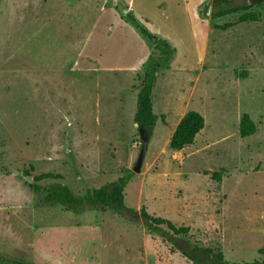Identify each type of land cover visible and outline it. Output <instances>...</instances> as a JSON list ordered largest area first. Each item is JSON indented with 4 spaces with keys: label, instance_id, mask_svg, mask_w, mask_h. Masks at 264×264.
Returning a JSON list of instances; mask_svg holds the SVG:
<instances>
[{
    "label": "rangeland",
    "instance_id": "374dc122",
    "mask_svg": "<svg viewBox=\"0 0 264 264\" xmlns=\"http://www.w3.org/2000/svg\"><path fill=\"white\" fill-rule=\"evenodd\" d=\"M212 1L0 0V257L207 264L151 234L140 215L67 211L34 190L62 184L82 197L132 173L127 207L189 228L192 247L219 250L229 263L264 264V2L227 0L259 15L241 23L243 12L212 19ZM163 49L174 54L153 93L160 119L135 172L140 77ZM188 111L206 126L174 152L170 139ZM245 114L255 133L242 138Z\"/></svg>",
    "mask_w": 264,
    "mask_h": 264
},
{
    "label": "trees",
    "instance_id": "16d2710c",
    "mask_svg": "<svg viewBox=\"0 0 264 264\" xmlns=\"http://www.w3.org/2000/svg\"><path fill=\"white\" fill-rule=\"evenodd\" d=\"M260 3V2H259ZM257 3V4H259ZM212 19H218L239 12L243 15L239 18V22H258L259 15L251 12L252 6L246 4L233 5L227 0H213L211 3ZM130 20L145 36H149V31L142 26L140 21L130 15ZM232 25L226 24L223 26H215L216 29L226 31ZM165 49H170L171 46L167 41H162ZM160 46V45H158ZM157 46V47H158ZM163 49L161 50V57L151 58L144 75L140 77L141 88L137 94V108L134 116V123L138 126V131L141 137L146 138L150 136L160 119L154 113L153 93L158 79L159 70L169 64L174 51L170 54ZM164 118V117H163ZM206 120L204 116L197 111H188L180 120L176 130L172 134L169 142L170 150L174 152H181L187 147L195 143L197 136L204 130ZM255 133L254 123L245 114L241 119L240 136L247 138ZM52 175H42L37 178L41 181L47 178H52ZM133 177L129 173L115 182L89 190L84 196H76L72 190L62 184H54L48 188H43L39 185H34V190L37 193H45L42 202L48 206H61L67 211L77 212L78 210L89 207L99 212H112L126 220L132 221L135 217L140 215L144 226L154 235L162 237L179 250L185 257L193 262H201L207 264H262L260 261H252L245 263H229L225 260V256L221 251H215L211 248H203L191 245L186 239L189 235V228H177L170 221L163 218H155L151 216L145 209L138 212L135 209L129 208L125 204V190ZM180 245H183L182 247ZM264 254V249L261 251ZM0 264H26L23 260H8L0 257Z\"/></svg>",
    "mask_w": 264,
    "mask_h": 264
},
{
    "label": "water",
    "instance_id": "95a60500",
    "mask_svg": "<svg viewBox=\"0 0 264 264\" xmlns=\"http://www.w3.org/2000/svg\"><path fill=\"white\" fill-rule=\"evenodd\" d=\"M253 1H255V2H264V0H253ZM157 43H158V38L154 37L153 38V45H157ZM146 152H147V139L143 138L142 153H141L138 165H137V167L135 169V172H139L140 167L142 166V164L144 162V159H145V156H146Z\"/></svg>",
    "mask_w": 264,
    "mask_h": 264
},
{
    "label": "crops",
    "instance_id": "0c3cea01",
    "mask_svg": "<svg viewBox=\"0 0 264 264\" xmlns=\"http://www.w3.org/2000/svg\"><path fill=\"white\" fill-rule=\"evenodd\" d=\"M186 113H187V112H186ZM186 113H185V114H186ZM185 114H184V115H185ZM184 115H183V116H184ZM183 116H182V117H183Z\"/></svg>",
    "mask_w": 264,
    "mask_h": 264
}]
</instances>
